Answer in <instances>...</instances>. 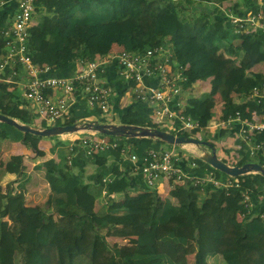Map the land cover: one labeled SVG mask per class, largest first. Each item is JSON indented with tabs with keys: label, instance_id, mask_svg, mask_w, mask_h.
Listing matches in <instances>:
<instances>
[{
	"label": "trees",
	"instance_id": "obj_1",
	"mask_svg": "<svg viewBox=\"0 0 264 264\" xmlns=\"http://www.w3.org/2000/svg\"><path fill=\"white\" fill-rule=\"evenodd\" d=\"M149 1L152 3V0H38L39 13L52 17V28H45L42 14L37 29L44 32L36 35L35 27L32 28L28 49L34 53L37 65L69 70L74 68L77 59L106 54L115 43L129 50H140L145 46L171 41L176 59L182 64H189L196 73V79L211 78L213 95L225 86L246 100L254 85L264 81L259 80L252 84L245 68L227 67L226 58L216 54L217 51L225 49L228 55L235 56L239 55V51L245 50L254 63L264 61V33H235L222 9V4L230 0H168L171 1V7L160 6L159 9L155 6L152 7L153 12L141 15L142 10L151 8ZM153 1L155 3L160 0ZM10 2L9 17L16 9V0ZM210 4L213 5L211 8ZM193 6L196 8L195 12L189 17L187 10ZM230 8L243 16L247 10L264 9V2L253 4L252 0H244ZM143 15L150 20L148 23L143 20ZM135 27L141 29L140 34L134 32ZM237 40L240 44L236 46L234 43ZM44 41H48V49L45 51L42 50ZM79 46L84 49L77 53L75 49ZM69 50L72 52L67 54ZM193 83L194 81L190 80L186 86ZM8 86L7 83L0 84V113L8 115L7 111L15 109L19 111L18 115L20 114L25 123L35 126L31 114L21 108L22 100L17 90L10 92L12 95L9 101H14V104L8 107L5 105L3 97ZM247 105L255 110L260 106L251 100L247 101ZM238 110L246 117L245 110L241 107L233 109L232 114ZM151 112L146 104L134 102L120 113L119 121L175 133L154 124L150 118ZM187 113L200 123V128L195 129L194 134L206 129L214 116L212 112H200L193 103L188 107ZM101 116L100 109L91 108L82 100L79 106L74 108L72 117L58 125L73 124L76 120L91 118L105 121ZM41 127H47V124L42 123ZM0 131L13 142H26L29 135L5 122H0ZM178 135L191 136L187 132H179ZM122 141L133 143L140 156L148 148L172 146L159 138L123 137ZM69 145V140L57 141L52 151L56 152L58 148V161L51 158L44 164L46 179L52 190V196L47 200L44 210L55 211L58 215L68 218L64 231L58 229L52 217L47 221L25 219L26 215L39 213L42 209L20 207V203L25 200V193L23 190L12 191L8 197L9 206L0 212V264H64L62 252L75 247L76 225L85 221L86 217L91 220L102 243L112 252L107 264H188L187 256L193 251L188 246L191 240L197 248L195 264H211L208 257L219 253L225 264H248L241 240L254 243L259 250L255 264H264L262 173L233 177L238 180V186L213 189L209 200L200 190L201 187L195 186L192 181L175 185L170 194L177 198L180 204L175 205L168 198L162 207H158L156 190H150L146 186L136 195H131V181L122 170V165L128 162L124 161L120 149L100 152L94 156H77L74 159V165L77 166L75 172L69 160L72 153ZM237 156L235 162H230L227 158L221 159L231 165H243L248 162L264 165V157L252 158L243 142ZM110 158L113 162L108 167ZM189 161L198 165L197 168H189L192 173H213L222 181L231 177L211 166L202 157H190ZM87 163H93L103 171L97 177L87 180L83 176L84 165ZM18 164L15 160L9 161L7 171H17ZM106 169L111 173L110 181H104ZM243 192H249L252 196L254 205L251 212L242 202ZM104 193L109 197L107 206L96 211L95 202ZM115 193H124V199L116 201L112 197ZM206 202L211 204L210 209L204 208ZM9 212H14L15 219L23 223L22 229L17 230L6 219ZM119 223L130 224L132 234L137 237L136 250L131 255H122L118 248L108 245L106 230ZM157 247L160 251H157Z\"/></svg>",
	"mask_w": 264,
	"mask_h": 264
},
{
	"label": "built area",
	"instance_id": "obj_2",
	"mask_svg": "<svg viewBox=\"0 0 264 264\" xmlns=\"http://www.w3.org/2000/svg\"><path fill=\"white\" fill-rule=\"evenodd\" d=\"M37 1L16 0L10 24L1 33L0 84L7 83L11 91H18L21 108H25L40 126L46 123L47 127H51L69 120L74 108L85 100L89 107L102 111L101 118L105 121L92 118L76 120L74 123L83 128L74 133L88 134L69 138L72 152L77 148L86 156H94L120 149L124 161L130 164L134 172L143 176L150 190H157L164 183L173 187L188 181L201 187L202 192L239 185L234 176L222 181L213 173L190 172L189 168H197V163L190 162L189 156L176 151L175 145L148 148L140 156L134 144L122 141L123 137L89 128L90 122L121 123L120 113L134 102L146 104L152 111V122L160 128L175 131V134L187 132L190 135L200 128L199 121L187 113L192 105L187 94L193 92L198 79L189 64H182L176 59L171 41L145 46L140 50H129L115 43L106 54L77 59L71 73L56 74L57 68L37 65L34 53L28 49L33 22L40 10ZM222 9L235 33H264L263 8L247 10L243 16L236 14L232 8ZM190 80L194 81L193 85L186 86ZM126 95L132 96L128 105L123 104ZM249 99L261 103L262 106L255 112L261 118L244 117L238 110L230 116L233 119L229 123L236 120L242 124L239 139L248 148L250 156L259 159L264 157V81L254 85ZM119 108H122L120 113ZM110 180L109 177L104 178V181ZM242 202L251 212L254 204L249 192H243Z\"/></svg>",
	"mask_w": 264,
	"mask_h": 264
},
{
	"label": "crops",
	"instance_id": "obj_3",
	"mask_svg": "<svg viewBox=\"0 0 264 264\" xmlns=\"http://www.w3.org/2000/svg\"><path fill=\"white\" fill-rule=\"evenodd\" d=\"M10 1L11 0H7V2H5V0H2V5L0 2V34L2 33L3 29H5L10 24V19L12 18V16L9 17V10L11 7ZM232 2L233 0L227 1L226 3L224 2L222 4V7H226L227 4L232 6ZM166 6L171 7V1H168ZM36 24H33V26L35 27ZM45 28L49 29L46 27V25ZM239 44L240 41L237 43V45ZM80 48L81 52L84 49L83 46L77 47L75 49L77 53H80L77 50ZM47 49L48 41H44L42 50L45 51ZM217 55L221 58H226L227 67L245 68L247 77L252 82V84L256 81L264 80V61L260 63H254L250 59L247 51L242 50L239 51V55L231 56L225 52V49H222ZM73 70L74 68H71L69 70L58 68L55 73L69 74ZM9 86L7 88V93H5L3 97V100H5V105L7 107L14 104V101H9L12 95L10 93L12 91L11 89H9ZM211 87V78L207 80L199 78L193 87V90L197 92L195 96L190 98L191 102L197 107L200 112L206 111L212 112L214 114L207 128L200 131L199 133L207 132V129L220 126L221 132H225L221 134V136L216 137L215 142H223V144H226V146H232L235 142L237 144L235 148H240V146H242V141L241 139H239V130L242 128V124L236 120H232L231 123H229V120L233 119L232 117H230L233 115L232 110L241 107L245 110V116L261 118V116H257L255 114L256 110L258 109H251L247 105V101L251 100L253 102H256L260 105L259 108L262 105L256 100H252L249 98L245 100L243 99V97H240L236 101L233 99V96H228V94L227 96L221 98L222 104L221 106H218L216 104V98L217 96H220V89L218 93L213 96L211 94ZM221 89L223 94L227 92L238 94L233 90L227 89L225 86H222ZM11 112L13 113V110ZM55 143L56 141L52 139V137H40L32 134H29L27 136L26 142H13L5 135L4 132L0 131V212L4 208L9 206L8 197L12 191L23 190L25 193V200L20 203V207L27 206L42 209V211L39 213L26 215L25 219L33 221H47L49 217H52L58 229L60 231H64L68 222V218L58 215L55 211L44 210L47 200L52 196L51 187L46 179V170L44 164L51 158H55L58 161V148H56V152L52 151V149L55 148ZM182 146L183 145H181V147ZM223 153L224 156L220 154V158H224L225 156H227L225 152ZM69 156H71L70 164H72L73 170L76 172L77 166L74 165V159H76L77 156L85 157V153L82 150L73 151ZM11 160H15L19 163L18 170L15 172L7 171V163ZM112 162L113 159L110 158L108 160L107 166L110 167ZM36 166H41L42 168L37 169ZM122 170H124L125 175L131 181V187L133 188L131 191V195H136L146 187L143 176L138 174L137 172H134L129 163H127L126 165H122ZM102 171V168H99L95 164L87 163L84 165L83 176L87 180H91V178L97 177ZM105 173L107 174L106 177L111 178V173H108V169H106ZM171 190L172 186L169 183H164L162 186L157 188L156 203L158 207H162L165 203V200L168 198L175 205L180 204L179 200L170 194ZM212 194L213 191H211L210 193H205L204 195L207 196L209 200ZM124 195V193H115L112 197L116 201H121L124 199ZM108 199L109 197L108 195H106V193L99 197L95 202V210L99 211L104 209L105 206H107ZM210 205L211 204H208L206 202L204 208L210 209ZM6 219L10 222V224L14 225L17 230L22 229L23 223L15 219L14 212H9ZM75 239V247H73L69 251L62 252V261L64 264H80L82 260L84 261V264H107L110 261L112 252H110L106 248V245L102 243L99 235L95 232L89 218L86 217L85 221L77 223ZM106 239L108 245H110L112 248H118L121 251L122 255H131L136 250L137 237L132 234V226L128 223H119L114 227H108L106 230ZM240 243L245 251V258L248 264H255L259 256V250L256 248L252 241L241 240ZM188 246L193 251L187 256V263L195 264V254L197 249L196 244L191 240L189 241ZM248 249L250 251H248ZM157 251H160L158 247ZM208 262L211 264H225L220 253L217 255L209 256Z\"/></svg>",
	"mask_w": 264,
	"mask_h": 264
},
{
	"label": "water",
	"instance_id": "obj_4",
	"mask_svg": "<svg viewBox=\"0 0 264 264\" xmlns=\"http://www.w3.org/2000/svg\"><path fill=\"white\" fill-rule=\"evenodd\" d=\"M0 122L8 123L22 132L27 134H33L37 136L50 137L59 136L66 133H74L83 128V126L78 123L67 124V125H55L51 127H35L28 123H22L17 119L8 116L6 114L0 113ZM89 128H93L103 134L119 137H149V138H159L164 142L171 145H184V144H201L204 141L199 138L192 136H184L172 133L168 130H163L159 128L144 127L140 125L124 124V123H97L90 122ZM204 161L209 163L214 168L230 175V176H240L251 173H262L264 175V165L258 162H248L243 165H230L229 163L222 160L218 154L215 147H213L212 152L205 153L201 156Z\"/></svg>",
	"mask_w": 264,
	"mask_h": 264
},
{
	"label": "rangeland",
	"instance_id": "obj_5",
	"mask_svg": "<svg viewBox=\"0 0 264 264\" xmlns=\"http://www.w3.org/2000/svg\"><path fill=\"white\" fill-rule=\"evenodd\" d=\"M177 1V0H176ZM244 0H233V2H232V5H234L235 3H237V2H243ZM252 2H253V4L254 3H257V2H259V4H262L263 2H262V0H252ZM151 2L149 1L148 2V4H150ZM168 3V0H160L159 2L158 1H156L155 3H154V1L152 0V3L150 4V11L148 10V9H144V10H142V12H141V15L143 14V13H149V12H153L154 10H153V8L152 7H154L155 8V6H157V8H159L160 9V6L161 7H163V8H165V6H166V4ZM226 3V2H225ZM178 4V3H177ZM228 5V4H227ZM226 5V7H223L224 9H228L231 5H228L227 6ZM242 5H244V4H242ZM213 5H211L210 6V8L212 7ZM195 9L196 8H194V6L193 7H191V8H188V12H189V17L190 16H192L193 15V13L195 12ZM148 10V11H147ZM43 14V17H42V20L44 21V25H46V27L47 28H51L52 27V17L50 16V15H47V14H45V13H42V12H40L39 13V15H37L36 14V16H35V19H34V22H33V24H38L39 25V21H41V15ZM146 15H148V14H146ZM46 17H47V20H46ZM143 20H145L147 23H148V21H150V20H148V18H147V16L145 17V15H143ZM45 21H46V23H45ZM141 20L139 19V22H140ZM37 24L35 25V34L36 35H40V34H42L44 31L43 30H41V31H38V29H37ZM34 27V26H33ZM134 32H136V33H138V34H140L141 33V29H138V27H135V30H134ZM139 37V36H138ZM239 42V40L238 41H236L234 44L235 45H237V43ZM79 52H81V48L80 49H77ZM221 51V50H220ZM68 53L67 54H69V53H71L72 52V50H69V51H67ZM216 54H219V51H217L216 52ZM207 88V87H206ZM196 92L197 91H194L193 90V92H191V93H189V94H187V96H188V98L190 97H193V96H195V94H196ZM236 92V91H235ZM237 93V92H236ZM229 94V95H228ZM213 95V94H212ZM216 95V94H215ZM222 95V96H221ZM233 96V99L234 100H238L240 97H241V95L240 94H234L233 92H227V93H222V89L220 88V96H217V98H216V104L218 105V106H221V98H223V97H225V96ZM214 96V95H213ZM219 98V99H218ZM125 100V101H124ZM132 100V96H125V99H123V104L124 105H128L129 103H130V101ZM15 110V109H14ZM14 110H13V113L11 112L12 111V108L9 110V111H7L8 113V115L9 116H12L13 118H15V119H17L18 121H20V122H22V123H25L23 120H22V117L20 116V114L18 115V112L19 111H16L15 110V112H14ZM18 110V109H17ZM122 110V108H119V112L118 113H120V111ZM119 115V114H118ZM116 120H118V116L116 117ZM33 123H35V127H41L40 126V124L38 123V122H36V121H34ZM34 126V125H33ZM208 131L207 132H202V133H197V134H194V133H192V134H190L192 137H196V138H199L200 140H202V141H204V143H201V144H193V143H189V144H184L182 147H181V145H175V148H176V151H178L179 153H182V154H184V155H186V156H189V157H198V156H203L205 153H210V152H212V149H213V147H215L216 148V150H217V154L218 155H222V156H224V153L223 152H225L226 153V155L227 156H225L224 158H227L230 162H235L236 161V159L238 158V156H237V153H238V150H239V147L238 148H235V146H237V144L234 142L233 143V145L232 146H230V145H227L226 146V144H223V142H219V141H217V142H215V139H216V137H218V136H221V127L219 126V127H216V128H214V127H212V128H210V129H207ZM79 134V136H84V135H87L88 133L86 132V133H78ZM78 134H76V133H70V134H62V135H59V136H54V137H52V139H54L56 142L57 141H66V140H69V138H71V139H74ZM242 141V140H241ZM70 143L72 142V141H69ZM243 142V141H242ZM215 146H214V145ZM228 146H230V147H228ZM242 146H240V148H241ZM187 148V149H186ZM231 165V164H230ZM211 191H206V192H204V194L205 193H210ZM210 195V194H209ZM86 260H87V258H86ZM80 264H84V261L82 260L81 262H80Z\"/></svg>",
	"mask_w": 264,
	"mask_h": 264
}]
</instances>
